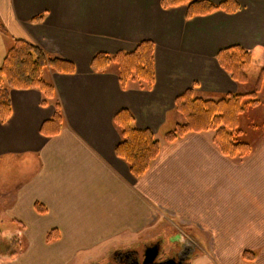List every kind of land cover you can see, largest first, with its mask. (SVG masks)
Wrapping results in <instances>:
<instances>
[{"label": "crops", "instance_id": "0c3cea01", "mask_svg": "<svg viewBox=\"0 0 264 264\" xmlns=\"http://www.w3.org/2000/svg\"><path fill=\"white\" fill-rule=\"evenodd\" d=\"M233 1L236 13L186 21L185 6L164 10L161 0H0L7 32L0 33V67L14 40L74 66V74L43 73L61 108L56 135L49 126L43 129L54 103L42 107L38 90L8 92L0 162L23 160L35 172L0 193L7 203L0 224L19 225L29 243L27 253L6 264H79L80 254H105L157 237L166 221L175 230L187 228L197 242L192 264L204 258L207 264H264V137L241 161L224 157L209 132L170 144L160 138L177 117L175 100L184 92L211 101L245 93L216 56L231 47L264 52V0ZM38 17L42 23L32 24ZM145 41L155 48L151 90L131 84L123 91L116 66L103 74L90 70L94 55L131 53ZM123 109L135 129L150 131L160 143L158 158L141 179L114 153L121 138L113 118ZM35 204L46 214L39 215ZM51 231L59 239L47 244ZM244 252L254 255L252 263L243 261Z\"/></svg>", "mask_w": 264, "mask_h": 264}, {"label": "trees", "instance_id": "16d2710c", "mask_svg": "<svg viewBox=\"0 0 264 264\" xmlns=\"http://www.w3.org/2000/svg\"><path fill=\"white\" fill-rule=\"evenodd\" d=\"M179 6L186 7L185 19L189 21L196 17H206L215 12L236 13L238 5L229 0L221 5H214L207 1L193 0H161V8L167 10ZM38 17L32 24L42 23ZM0 33L7 34L0 24ZM154 44L149 41L137 45L131 53L118 52L109 56L98 53L90 62V70L95 74H103L112 66L117 68V77L120 88L125 91L131 84H137L140 90H151L154 84ZM264 52L260 48L245 51L239 47H231L220 51L216 60L219 67L238 85L245 86L248 82L247 71L254 65H261L264 61ZM45 70L57 74H74V66L64 60L46 56L44 52L33 45L20 40H14L0 67V121L5 123L10 115L9 90H38L42 95L41 106L46 107L54 103L55 113L52 120L43 126L54 130L51 135L60 132L61 108L57 103L55 91L51 84L43 78ZM264 70H261L256 81L254 92L249 94L224 95L217 101L202 100L194 96L192 90L181 94L175 100V111L184 119V124L175 126L174 130L164 134V142L174 143L189 134L213 132V144L226 158L240 161L251 153L248 144L238 143V119L243 108L255 106L257 94L263 90ZM56 103H55V102ZM113 125L119 132L121 142L115 148V156L129 168L131 176L141 179L150 166L158 158L160 143L148 131L134 128V118L127 110L119 111L113 118ZM39 215H45L46 210L39 204L34 205ZM20 226L0 228V237L6 239L8 247L0 252V264H6L19 258L22 251V241L19 237ZM59 236L51 231L46 236V243L51 244ZM54 240V241H53ZM242 259L252 263L254 255L244 252Z\"/></svg>", "mask_w": 264, "mask_h": 264}, {"label": "rangeland", "instance_id": "374dc122", "mask_svg": "<svg viewBox=\"0 0 264 264\" xmlns=\"http://www.w3.org/2000/svg\"><path fill=\"white\" fill-rule=\"evenodd\" d=\"M264 70V61L261 65H254L252 66L248 71V82L247 85L242 86V92H245L243 94H249L254 92V88L256 85V81L259 78V75L261 73V70ZM47 78L46 80H48ZM263 90L260 91V93L257 94L256 101L258 104L255 106H249L246 108H243V113L239 116L238 119V131L240 132L236 136V141L238 143L248 144L250 148H252L254 145H257V143L261 140L262 137H264V85ZM239 95V94H238ZM169 124L164 130V133L170 132L174 130L175 126L184 124V119L177 114L176 118H170ZM163 133V135H164ZM208 135H214L213 132H209ZM160 138L163 139L162 135H160ZM243 160V159H242ZM241 161V160H240ZM242 163V162H241ZM239 163V164H241ZM34 166L29 165L21 160V161H2L0 162V193L16 188L20 183L26 182L33 174H34ZM7 207L6 201H0V209L4 210V208ZM4 219V222H7V219L5 217H2L1 220ZM167 224H163L162 228L163 232H165V229L169 232L179 233V236L182 238V241H185L189 245L188 249L190 250V256L191 255H197V242L193 240V237L188 236L186 233L187 228H182L180 230H175V228L170 227L172 226L170 222L166 221ZM0 228H4L3 223L0 224ZM188 230V229H187ZM167 233V232H165ZM22 241V251L26 250V253L29 249V243L27 242V239L24 235L19 236ZM177 235L171 237L170 241H176ZM152 238H156L155 236H149L146 237V241ZM54 241V240H53ZM52 243V242H51ZM8 247V242L6 239H3V237H0V252H4L6 248ZM111 251V250H109ZM108 251V252H109ZM108 252L104 254L102 251L98 252H92V253H86V254H80L78 258L80 261H82V264H92L99 263L101 261V258H104V255H106ZM98 260L96 261L95 259ZM75 261L78 263V261L75 259ZM199 264H207L208 261L204 258L199 261ZM79 263V264H81ZM190 264H192L191 260H189Z\"/></svg>", "mask_w": 264, "mask_h": 264}, {"label": "flooded vegetation", "instance_id": "af4514ba", "mask_svg": "<svg viewBox=\"0 0 264 264\" xmlns=\"http://www.w3.org/2000/svg\"><path fill=\"white\" fill-rule=\"evenodd\" d=\"M176 234L163 232L156 238L144 240L127 247L110 249L99 263L95 264H189V245Z\"/></svg>", "mask_w": 264, "mask_h": 264}]
</instances>
